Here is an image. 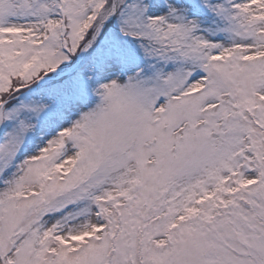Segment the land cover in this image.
Wrapping results in <instances>:
<instances>
[{
    "label": "snow or ice",
    "instance_id": "snow-or-ice-1",
    "mask_svg": "<svg viewBox=\"0 0 264 264\" xmlns=\"http://www.w3.org/2000/svg\"><path fill=\"white\" fill-rule=\"evenodd\" d=\"M0 264H264V0H0Z\"/></svg>",
    "mask_w": 264,
    "mask_h": 264
}]
</instances>
